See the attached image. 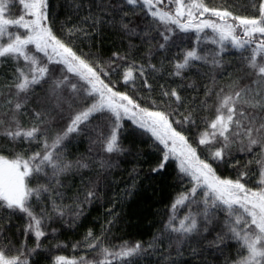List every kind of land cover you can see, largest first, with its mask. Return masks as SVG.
I'll return each mask as SVG.
<instances>
[{"label": "snow or ice", "instance_id": "1", "mask_svg": "<svg viewBox=\"0 0 264 264\" xmlns=\"http://www.w3.org/2000/svg\"><path fill=\"white\" fill-rule=\"evenodd\" d=\"M173 164L160 226L118 237ZM41 260L264 264V0H0V264Z\"/></svg>", "mask_w": 264, "mask_h": 264}, {"label": "trees", "instance_id": "2", "mask_svg": "<svg viewBox=\"0 0 264 264\" xmlns=\"http://www.w3.org/2000/svg\"><path fill=\"white\" fill-rule=\"evenodd\" d=\"M63 19V14L61 16ZM116 41V37L107 32L103 41V51L105 54H110V51L113 50V42ZM88 147L87 141L85 140L83 143L76 144L73 142L70 145V148L75 153L77 151L84 152ZM141 147L147 152L150 151L146 145H141ZM151 157H149L150 159ZM132 158L127 157L125 160L130 161ZM131 163H123L122 168L131 169ZM144 171L141 173V178L147 173L148 165H143ZM115 175L117 179L121 176L126 177L127 172H121L119 169L115 170ZM175 171L174 164L170 165L169 172L167 173V179L161 182L158 178L155 182L154 186H149V182L147 180H143L139 191L136 195L127 198L125 197L126 203L124 204V212L120 222L114 227L113 231L118 237H123L124 239L137 240L142 239L147 241L151 235L155 232L156 228H158L159 220L161 218V214L165 209V206L170 203V197L174 194L173 186L175 183ZM124 187L123 184H120V188ZM112 193H109V197H111ZM107 208V204L104 207L100 205H94L90 214L84 221V228L92 226L93 220L95 217L99 216L101 219L95 223L96 228H99V224L103 220V213ZM84 228H81L79 231H83ZM61 240H74L78 239L77 235H74L71 232H63L59 237ZM47 244V241H45ZM55 244V241H52ZM227 252L228 249H225ZM55 251H53L52 255H56ZM63 254H72L71 247L65 250ZM223 260V257H220V261ZM41 264H47L46 261L41 260Z\"/></svg>", "mask_w": 264, "mask_h": 264}]
</instances>
